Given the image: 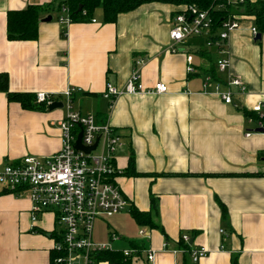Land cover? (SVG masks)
Returning <instances> with one entry per match:
<instances>
[{"label":"crops","instance_id":"1","mask_svg":"<svg viewBox=\"0 0 264 264\" xmlns=\"http://www.w3.org/2000/svg\"><path fill=\"white\" fill-rule=\"evenodd\" d=\"M60 1L0 0V74L7 76L11 93L59 96L80 89L72 97L73 109L109 124L121 137L113 164L131 208L115 216L138 228L139 238L131 241L143 251L135 264H194L177 250L184 235L191 238V250L208 251L197 264H264V133H255L258 120L244 114L264 116V33L259 41L252 39L254 20L240 6L228 7L244 18L229 35L228 73L247 92L225 105L212 85L204 88L218 58L204 40H187L175 53L169 49L172 22L184 6L143 4L114 24L105 23L97 7L90 19L95 23L63 28L56 21ZM28 7L40 9L37 39L9 41L7 13ZM47 17L52 20L42 23ZM139 59L145 61L139 68L143 88L161 82L168 92L123 95L110 105L102 98L106 85L124 89ZM187 67L195 74H187ZM215 73L219 80L227 76ZM64 116L63 108L25 110L0 92V165L56 154ZM130 210L147 215L155 227L138 225ZM106 228L109 240L118 235L116 251L128 249L125 226L116 222L114 229ZM56 229L53 214L43 213L33 224L29 199L0 187V264H49ZM148 251L155 255L152 263Z\"/></svg>","mask_w":264,"mask_h":264},{"label":"built area","instance_id":"2","mask_svg":"<svg viewBox=\"0 0 264 264\" xmlns=\"http://www.w3.org/2000/svg\"><path fill=\"white\" fill-rule=\"evenodd\" d=\"M64 1L68 0H61ZM217 1L223 2L215 10L223 12L230 6L244 5L247 0H236L234 3L229 0ZM57 8V23L63 28L73 24L69 8L62 3ZM81 15L86 17L87 14L82 12ZM241 19L244 18L229 11L217 24L212 13L189 6L174 18L169 31L171 52H177L176 46L187 40L202 39L205 48L213 50L218 56L215 69L221 75L227 73V76L219 81L206 76L204 88L212 85L214 94L225 105H234V99L247 92L244 83L228 73L227 42L230 33L240 28ZM90 23L95 21L90 20ZM250 33L253 40L259 34L254 25L250 28ZM144 62L141 59L135 62V68L124 89L107 84L102 98L112 105L116 98L123 95L166 94L168 87L161 82L150 90L143 88L139 82V68ZM186 72L189 75L195 74L192 67H187ZM75 92H80V89H68L59 96L36 95L35 103L44 104L46 109L56 102L63 104L65 116L58 125L61 148L56 154L43 161L27 156L15 163L0 165V187L14 196L25 195L29 199L33 224L43 213L54 215L57 229L54 231L52 250L57 256L53 264H95V254L115 252L111 244L93 241L94 224L98 219H108L131 208L130 201L116 183L117 172L113 164L115 153L122 146L121 137L109 124H99L93 116L75 111L72 104ZM59 97L64 100H59ZM263 119L264 116L259 114L258 121L255 122V133H264ZM80 132L83 147H92L97 142L96 148L89 154L75 148ZM249 136L251 134L246 135ZM139 236L147 238L143 230L139 231ZM118 240L115 234L111 235L110 241ZM181 240L184 244H189L191 238L184 235ZM121 252L125 258L135 256L132 249ZM207 255L208 251L201 247L191 250L189 257L192 263L197 264ZM154 256L152 251H148L146 260L152 263Z\"/></svg>","mask_w":264,"mask_h":264},{"label":"trees","instance_id":"3","mask_svg":"<svg viewBox=\"0 0 264 264\" xmlns=\"http://www.w3.org/2000/svg\"><path fill=\"white\" fill-rule=\"evenodd\" d=\"M223 1L217 0H68L64 2H59V4H65L71 13V18L73 23H87L91 19L92 11L101 7L104 15V22L107 24H114L117 17L120 14L128 13L139 6L147 3H169L176 6L195 7L199 11H208L212 13L215 22L217 24L220 19L229 12V8L226 11L215 10L216 6ZM81 8L82 12H86V17H82V12L78 9ZM57 10V6H55ZM239 9L243 14L252 18L254 20V26L261 35L264 33V0H257L254 3H250L249 0L246 1L244 5H241ZM58 11V10H57ZM40 9L37 7H28L22 11H11L7 13L6 19V34L9 41H35L38 36V26L40 22L39 17ZM215 69V68H214ZM216 69L208 72L212 79L216 80ZM219 81V79H217ZM0 92L6 95L9 102L18 103L23 109L31 110L38 108L46 109L44 104L35 103L36 95L34 94H17L8 91L7 87V76L5 74H0ZM245 117L247 119L258 120V117L253 115V113L245 112ZM264 122V119L262 120ZM133 158H130V166L133 170ZM152 205L155 206V201L152 200ZM132 219L138 225H146L149 228H154L155 226L149 222L147 215L139 213L136 210H130ZM54 239V234H53ZM167 241V239H166ZM168 242V241H167ZM177 250L182 251L183 254L189 256L190 245L184 244L182 240L176 244ZM128 249H132L135 252L134 257L125 258L121 251L115 252H102L94 255V260L96 263H107V264H135L139 261L141 252L143 251V245H139L136 242L129 241ZM56 253L51 249L50 251V263L53 264L56 258ZM186 264V262H184Z\"/></svg>","mask_w":264,"mask_h":264},{"label":"rangeland","instance_id":"4","mask_svg":"<svg viewBox=\"0 0 264 264\" xmlns=\"http://www.w3.org/2000/svg\"><path fill=\"white\" fill-rule=\"evenodd\" d=\"M55 13H56V11H55ZM63 33H64V31H63ZM58 99L62 100V101L64 100L61 97H59ZM116 222H120L123 226H125L129 230V234H122L123 236H125L127 238V240L131 241V240H135V239L139 238L138 235H137L138 228H136V226L134 227L131 222H128L125 219L123 220V217L121 218V217H118V216H113L112 218H108L106 221H102V222L99 221V222H96L94 224L93 232H92L93 240L97 241L96 243H98V244H111L112 245L114 242L110 241L107 238V233L110 230H108L106 227H107V224H108V225L111 226L112 229H114ZM111 235H110V237H111ZM124 250H127V249H124Z\"/></svg>","mask_w":264,"mask_h":264},{"label":"water","instance_id":"5","mask_svg":"<svg viewBox=\"0 0 264 264\" xmlns=\"http://www.w3.org/2000/svg\"><path fill=\"white\" fill-rule=\"evenodd\" d=\"M79 11H81V8L78 9V12ZM51 20H52L51 17H47L46 19L41 20V22L47 23V22H50ZM259 40H260V34L257 35L255 41H259ZM62 108H63V104L61 102H56L48 107V111H53V110L62 109ZM260 133H262V131ZM81 137H82V132H80V134L78 135L77 141L75 143V148L76 150H80L86 154H89L91 151H93L96 148L97 142L92 147L85 148L81 145ZM190 244H192V241H190Z\"/></svg>","mask_w":264,"mask_h":264}]
</instances>
